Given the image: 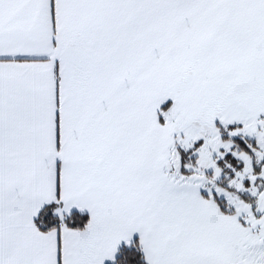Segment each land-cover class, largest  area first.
Masks as SVG:
<instances>
[{
  "label": "snow or ice",
  "instance_id": "obj_1",
  "mask_svg": "<svg viewBox=\"0 0 264 264\" xmlns=\"http://www.w3.org/2000/svg\"><path fill=\"white\" fill-rule=\"evenodd\" d=\"M0 264H264V0H0Z\"/></svg>",
  "mask_w": 264,
  "mask_h": 264
}]
</instances>
